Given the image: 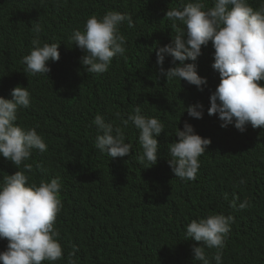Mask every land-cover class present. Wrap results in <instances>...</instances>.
<instances>
[{"label": "trees", "instance_id": "obj_1", "mask_svg": "<svg viewBox=\"0 0 264 264\" xmlns=\"http://www.w3.org/2000/svg\"><path fill=\"white\" fill-rule=\"evenodd\" d=\"M167 1L0 0V96L10 99L14 87L27 88L31 105L18 111L16 123L35 127L47 144L46 152L34 149L25 162L32 166L28 183L39 185L52 176L64 183L59 193L63 208L55 223L64 255L51 264H68L70 258L76 264H201L192 251L201 242L185 239L186 226L213 214L234 217L223 264H264V127L249 125L240 132L234 125L221 127L218 116L208 114L210 95L220 82L212 67L211 41L194 62L198 74L207 78L203 91L185 81L166 82L156 51L185 27L160 18ZM171 1L177 8L194 2ZM203 3L214 6L213 0ZM249 3L258 9L264 0ZM109 11L132 20L131 26L127 20L120 25L126 52L114 57L105 73H87L80 61L83 53L70 37L75 30L84 31L89 17ZM37 25L41 45L59 43L60 59L49 61L47 74L31 75L25 73L23 57L37 38ZM173 28H179L175 35ZM176 64L166 56L163 67ZM196 102L204 105L200 119L185 110ZM136 107L165 126L157 137V163L147 168L137 160L142 154L139 130L128 120ZM97 115L122 129L132 145L130 156L110 158L96 148L101 134L93 123ZM185 122L211 140L193 181L175 177L168 164L169 147ZM18 170L0 155V184ZM233 200L236 207L230 206ZM244 201L248 206L241 209ZM6 247L7 240L0 239V252ZM205 251L216 264V250Z\"/></svg>", "mask_w": 264, "mask_h": 264}, {"label": "clouds", "instance_id": "obj_2", "mask_svg": "<svg viewBox=\"0 0 264 264\" xmlns=\"http://www.w3.org/2000/svg\"><path fill=\"white\" fill-rule=\"evenodd\" d=\"M212 7L206 8L203 0L186 3L182 8L174 7L171 0L159 12L167 24L181 22L184 29L173 28L178 33L163 43L156 51L160 73L166 82L185 81L203 91L207 78L198 74L194 63L202 54V46L211 41L214 48L212 67L219 73L220 82L210 95L209 115H217L221 127L234 125L244 132L250 125L264 127V5L254 9L249 0H213ZM125 20L129 26L131 18L119 11H109L102 17L91 16L87 19L84 31H73L70 39L83 55L81 64L87 73H105L113 58L126 52V38L120 32ZM37 38L32 40V49L23 57L25 73L31 75L50 72L49 61L60 59L59 43H44L38 38L40 28H34ZM166 56L174 67H163ZM185 61H192L185 63ZM31 105V94L26 87L16 86L11 98L0 96V155L11 160L18 171L4 177L0 184V239L7 240L6 250L0 252L2 264H43L56 262L63 258V248L55 227L58 214L63 208L59 198L64 183L59 176L43 179L39 185L28 183L32 151H47V144L36 128H23L16 121L18 111ZM188 115L200 119L204 115V105L200 102L185 107ZM139 130V144L142 154L137 157L144 168L154 166L159 156L157 137L165 130L164 124L156 117H146L139 107L128 117ZM98 132L95 146L110 158L125 157L132 154V145L125 142L121 128L97 115L93 121ZM127 125V121H125ZM175 143L169 147L168 164L175 174L185 181L196 179L200 163L210 138L196 133L194 127L184 123L177 128ZM23 165V170L20 166ZM243 179L241 183H243ZM236 207L235 200L230 202ZM247 201L240 203L244 209ZM234 217L213 214L207 218L192 220L186 226L185 239L201 242L194 245L193 259L201 264H211L205 248L215 249L212 259L223 264V249ZM68 264H76L69 259Z\"/></svg>", "mask_w": 264, "mask_h": 264}]
</instances>
